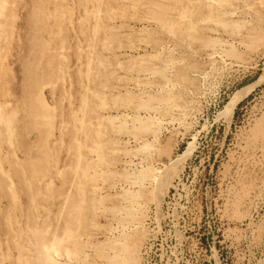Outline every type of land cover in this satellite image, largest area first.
Here are the masks:
<instances>
[{
    "label": "rangeland",
    "instance_id": "rangeland-1",
    "mask_svg": "<svg viewBox=\"0 0 264 264\" xmlns=\"http://www.w3.org/2000/svg\"><path fill=\"white\" fill-rule=\"evenodd\" d=\"M259 121L264 0H0V264H264Z\"/></svg>",
    "mask_w": 264,
    "mask_h": 264
},
{
    "label": "bare ground",
    "instance_id": "bare-ground-1",
    "mask_svg": "<svg viewBox=\"0 0 264 264\" xmlns=\"http://www.w3.org/2000/svg\"><path fill=\"white\" fill-rule=\"evenodd\" d=\"M113 21V20H112ZM115 22V21H114ZM127 23L126 22H124V21H120V23H114L113 24V26L114 27H123L124 25H126ZM110 29H113V27H110L109 28V31H110ZM106 32L108 31V30H105ZM108 31V32H109ZM102 32L104 33V31L102 30ZM105 32V33H106ZM111 32V34L113 35V33H112V31H110ZM104 33V34H105ZM116 32H114V34H115ZM104 34H103V36H104ZM106 35V34H105ZM253 87V85H249V86H246V87H244V88H240L239 90H237L231 97H230V99L226 102V104L224 105V109H223V113H224V115H227V116H230L232 113H233V110H234V107H235V105L237 104V102L240 100V98L244 95V94H246L249 90H251V88ZM43 106H45V105H43ZM42 105H40V109H42L41 107H43ZM45 108V107H44ZM37 109V108H36ZM37 111V110H36ZM35 111V112H36ZM41 111V110H40ZM43 113H44V111H42ZM46 112V111H45ZM46 114H47V112H46ZM41 115V114H40ZM44 117V116H43ZM35 118H37V117H35ZM39 118V117H38ZM100 125V124H99ZM254 130H255V132L256 133H264V121H259V122H257L256 124H255V128H254ZM89 136V135H88ZM88 138V137H87ZM100 138V137H99ZM193 140H194V138H192ZM193 140H190V141H188V143H187V145H186V147H185V149L182 151V153L180 154V156H178V159H177V161H179L180 163L181 162H183L187 157H189L190 156V154H191V152L193 151V148H194V142H193ZM173 161V160H172ZM168 174V173H167ZM169 176V175H168ZM165 182V181H164ZM164 185V184H163ZM167 188V187H166ZM166 191V190H165ZM78 214L77 215H79L81 212H77ZM56 242H57V238L56 239H53V240H51L49 243H47V244H49L51 247H55V245H56ZM46 244V245H47ZM117 246V245H116ZM45 247V246H44ZM126 246H123L122 247V249H124ZM119 250V249H118ZM48 252V251H47ZM47 256H49L48 254H47ZM132 258V257H131ZM47 259V258H46ZM129 259V258H128ZM48 260H50L49 258H48ZM52 260V259H51ZM50 260V261H51ZM112 260V259H111ZM124 260H126L125 262H123V263H121L119 260L118 261H115V259H113V261L110 263V264H132L131 262H132V260L131 259H129V260H127V259H124ZM123 260V261H124ZM47 261V260H46ZM50 261H47V262H49L50 263ZM54 262V261H53ZM110 262V261H109ZM51 264H54V263H51Z\"/></svg>",
    "mask_w": 264,
    "mask_h": 264
}]
</instances>
